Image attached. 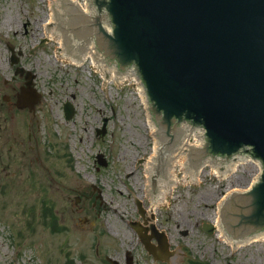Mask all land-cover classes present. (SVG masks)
I'll use <instances>...</instances> for the list:
<instances>
[{
	"label": "rangeland",
	"instance_id": "1",
	"mask_svg": "<svg viewBox=\"0 0 264 264\" xmlns=\"http://www.w3.org/2000/svg\"><path fill=\"white\" fill-rule=\"evenodd\" d=\"M49 21L47 0H0V264H110L106 257L126 264L127 252L133 264H264L263 240L229 250L217 230L203 229L218 219L217 202L252 183L249 162L225 177L199 167V184L190 187L175 165L181 184L154 215L172 253L167 261L147 253L131 226L146 227L135 199L151 207L145 162L155 146L140 100L121 84L105 82L101 91L103 75L89 61L55 57L57 38L36 48ZM15 67L24 79L13 80ZM28 72L41 94L33 110L16 105ZM66 101L75 109L68 121Z\"/></svg>",
	"mask_w": 264,
	"mask_h": 264
},
{
	"label": "water",
	"instance_id": "2",
	"mask_svg": "<svg viewBox=\"0 0 264 264\" xmlns=\"http://www.w3.org/2000/svg\"><path fill=\"white\" fill-rule=\"evenodd\" d=\"M88 3L89 12L84 13L76 0H47L50 21L40 48H45L48 33H52V41L59 37L57 31L61 37L55 57L61 61L66 56V62L82 64L85 54L78 59L74 50L93 43L98 61L119 74L132 70L141 80L150 118L157 128L156 151L144 185L146 204L153 193H159L156 184L169 181V187L180 186L181 182L169 180V173L170 162H176L181 153L187 157L183 171L189 173V181L196 179L199 167L207 163L215 164L221 177L220 169L228 170L231 162L250 157L260 164L257 179L250 187L231 191L217 202L219 231L231 241L229 250H236V244H247V238H264V0ZM16 62L13 58L12 64ZM92 73L99 72L94 69ZM34 77L27 73L26 88L17 94L18 108L33 110L40 100L41 94L31 86ZM105 82L110 81L103 76L100 90L104 93ZM64 113L66 120L74 115L70 101L64 103ZM105 122L98 130L102 135ZM183 124L201 127L204 132L186 130L184 135ZM181 140V151L174 154ZM96 158L106 166L101 154ZM198 184L189 182V187ZM136 204L146 223L144 208L138 200ZM131 226L154 260L167 261L172 252L164 232L152 224L147 235V229L138 223ZM203 229L208 234L215 231L211 223H203ZM126 264H133L129 252Z\"/></svg>",
	"mask_w": 264,
	"mask_h": 264
},
{
	"label": "bare ground",
	"instance_id": "3",
	"mask_svg": "<svg viewBox=\"0 0 264 264\" xmlns=\"http://www.w3.org/2000/svg\"><path fill=\"white\" fill-rule=\"evenodd\" d=\"M44 28H45V26H44ZM47 36L51 37L52 33H48ZM57 40H58L59 45H60V37H57ZM62 59L66 60V56H62ZM84 59H85V56H82V63H83ZM72 64H74V63H72ZM77 65L80 66L82 64H77ZM150 127H151V129L153 128L151 124H150ZM155 151H156V149L154 147L153 154L155 153ZM153 154L145 162L146 176H147V171H148V167H149V162H150V159L153 156ZM182 159H183V153H181V154L176 156V162H170L169 180H173V181H177V182L179 181V179L177 178V175L175 173V169L174 168H175V165H178L183 170V160ZM238 164H230V167L232 166V168L230 169V167H229V170L234 171L237 168ZM200 171H201V169L199 168L196 179H190V181L198 180ZM211 172L213 174L217 175L216 171H215V168H213V167L211 169ZM182 180L183 181H189V173H184ZM156 186H157V189H158L159 193H153V199L152 200L150 199L151 200L150 210L147 209L146 212H145V218H146L145 226L147 228H149V226L151 224L157 226L156 221L154 219H152L151 217L156 214L158 206H160L161 204H163L166 201L167 196L170 194L171 190L173 189V187H169V181L156 184ZM229 193H231V192H229ZM229 193L225 197H227L229 195ZM225 197H223V198H225ZM213 226L215 228H217L218 239L223 241V242H227V243H229L231 245V241H226V236H220L219 219H216L214 221ZM254 240H263L264 241V238H247V244L250 243L251 241H254ZM242 245H244V244H236V248L239 247V246H242Z\"/></svg>",
	"mask_w": 264,
	"mask_h": 264
},
{
	"label": "flooded vegetation",
	"instance_id": "4",
	"mask_svg": "<svg viewBox=\"0 0 264 264\" xmlns=\"http://www.w3.org/2000/svg\"><path fill=\"white\" fill-rule=\"evenodd\" d=\"M15 71H16V67H15V69H14V77H13V80H16V78H17V76L19 77V78H23L24 77V74L22 73V72H17V73H15ZM23 75H22V74ZM24 79V78H23ZM103 122V121H102ZM102 125V124H101ZM95 132H96V129H95Z\"/></svg>",
	"mask_w": 264,
	"mask_h": 264
}]
</instances>
